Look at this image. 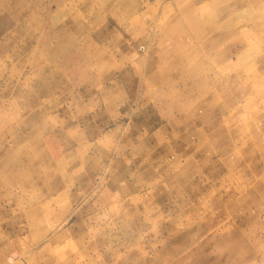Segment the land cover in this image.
I'll list each match as a JSON object with an SVG mask.
<instances>
[{"label": "rangeland", "instance_id": "374dc122", "mask_svg": "<svg viewBox=\"0 0 264 264\" xmlns=\"http://www.w3.org/2000/svg\"><path fill=\"white\" fill-rule=\"evenodd\" d=\"M251 1L0 0V264H264Z\"/></svg>", "mask_w": 264, "mask_h": 264}, {"label": "bare ground", "instance_id": "6f19581e", "mask_svg": "<svg viewBox=\"0 0 264 264\" xmlns=\"http://www.w3.org/2000/svg\"><path fill=\"white\" fill-rule=\"evenodd\" d=\"M124 1H125V0H124ZM260 1H261V0H260ZM212 2H213V3L216 2V5L220 6V9H221L220 11H221V13H222V11H224V13L227 12V11L230 9V7H235L237 4H240V3H241V4H245L248 8H249V7H253V5H254V2L251 1V0H212ZM119 5H121V2L119 3ZM218 8H219V7H218ZM2 9H3V8H2ZM2 9H0V10H2ZM20 10H21V9H20ZM10 11H13V10H10ZM4 13H5V12H4ZM15 15H16V14H15ZM229 20H230V19H229ZM229 20H228V21H225L226 23H228L227 25H225V24L223 23V24H221V25H218L217 28L219 29V28H220L219 26H221V27H222V26H225V27L227 26V27H229V30L235 28V26H237V22H236V21H235V22H233V21L231 22V21H229ZM234 20H235V19H234ZM238 21H239V20H238ZM239 22H240V21H239ZM69 24H70V23H69ZM238 24H239V23H238ZM212 25H213V24H212ZM212 25L209 24V25H207V27H209V26L211 27ZM214 26H215V25H214ZM210 27H209V28H210ZM213 29H214V28H213ZM221 29H222V28H221ZM221 29H220V30H221ZM223 29H226V28H223ZM235 29H236V28H235ZM216 30H217V29H216ZM216 30H215V31H216ZM223 31H224V30H223ZM232 31H233V30H232ZM63 32H64V31H63ZM63 32H62V33H63ZM209 32H210V31H209ZM211 32H212V31H211ZM213 32H214V30H213ZM65 34H66V33H65ZM216 34H217V33H216ZM221 34H222V33H221ZM210 35H211V34H210ZM212 35H213V34H212ZM212 35H211V36H212ZM223 35H224V32H223ZM63 36H64V34H63ZM218 36L221 37L222 35H218ZM213 38H215V37L213 36ZM218 39H219V38H218ZM218 39H217V40H218ZM206 40H207V39H206ZM214 40H216V39H214ZM212 41H213V40H212ZM218 41H219V40H218ZM218 41H217V42H218ZM205 42H210V41L208 40V41H205ZM214 43H215V41H214ZM214 43H213V44H214ZM203 45L205 46V44H203ZM207 46H208V45H207ZM209 47H210V46H209ZM205 48H206V47H205ZM239 48H240V47H239ZM192 52H193V51H192ZM192 52H191V53H192ZM179 55H180V54H179ZM190 55H191V54H190ZM172 56H173V55H172ZM181 57H182V55H181ZM262 57L264 58V54L262 55ZM181 59H182V58H181ZM183 62H184V61H183ZM192 63H193V62H191V64H192ZM189 65H190V64H189ZM154 70H156V68H155ZM154 70H153V71H154ZM156 71H157V70H156ZM184 71H185V70H184ZM255 72H256V71H255ZM179 74H180V73H179ZM182 74H183V73H182ZM202 74H203V73H202ZM204 74H205V73H204ZM250 74H251V73H250ZM262 74H263V73H262ZM196 75H197L196 73H190V72H189V73L186 75V79H193V77H194V76L196 77ZM204 76H206V79L208 78L207 75H204ZM204 76H201L202 79H201L200 81H194V80H191V81H190V84H188L189 87H190L189 90H191V91H195V92H200V93H201V92H202V93L205 92V93H203V94L207 96V89H206V86H205V84L207 83V82H206L207 80L204 79ZM174 77H175V76H174ZM254 77H255V76H254ZM256 77H257V75H256ZM180 78H181V77H180ZM176 79H177V78H176ZM211 79H212V78H211ZM172 80H173V79H172ZM249 80H250V79H249ZM178 81H179V80H178ZM213 82H214V81H213ZM164 83H165V82H164ZM166 83H167V81H166ZM171 83H172V82H171ZM171 83H170V84H171ZM216 83H217V82H216ZM161 84H162V82H161ZM161 84H159V85H161ZM166 85H167V84H166ZM179 85H180V83H179ZM184 85H185V84H184ZM217 85H218V84H217ZM161 86H162V85H161ZM167 86H168V85H167ZM213 86H214V85H213ZM170 87H171V86H170ZM170 87L168 86L169 89H170ZM180 87H181V85H180ZM185 87L187 88V86H185ZM168 88H167V90H169ZM172 88H173V87H172ZM172 88H171V89H172ZM176 89H177V88H175V89H173V90L176 91ZM183 89H184V88H183ZM183 89H182V90H183ZM209 90H210V89H209ZM177 91H178V89H177ZM177 91H176V92H177ZM179 91H180V90H179ZM211 91H212V90H210L209 93H211ZM213 91H215V90L213 89ZM213 91H212V92H213ZM252 91H253V90H252ZM172 92H173V91H172ZM181 92H182V91H181ZM188 92H189V91H188ZM188 92H185V93L187 94L188 97L185 96V93H184V97L189 98V94H190V93L188 94ZM255 92H256V91H255ZM192 93H193V92H192ZM202 93H201V94H202ZM263 93H264V91H263ZM178 94H179V93H178ZM178 94H177V95H178ZM211 94H212V93H211ZM170 103H171V102H170ZM172 103H173V101H172ZM173 224H174V223H173ZM170 228H171V227H170ZM167 229H169L168 226H167ZM162 230H164V228H163ZM167 231L170 232L171 230H167ZM138 232H139V231H138ZM166 233H167V232H166ZM172 233H174V232H172ZM172 233H171V234H172ZM171 236H172V235H171ZM169 237H170V236H169ZM112 240H114V239H112ZM117 240H119V239H117ZM117 240H116V241H117ZM116 241H115V242H116ZM122 241H123V240H122ZM164 241H165V240H164ZM117 242H118V241H117ZM127 242H128V241H127ZM120 243H122V242H120ZM112 244H113V243H112ZM118 244H119V243H118ZM128 244H130V243H128ZM123 246H124V245H123ZM126 246H127V244H126Z\"/></svg>", "mask_w": 264, "mask_h": 264}]
</instances>
